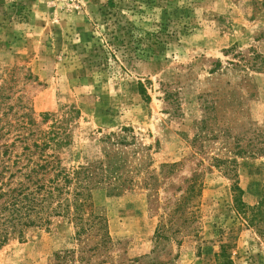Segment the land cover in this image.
I'll list each match as a JSON object with an SVG mask.
<instances>
[{
  "label": "rangeland",
  "instance_id": "374dc122",
  "mask_svg": "<svg viewBox=\"0 0 264 264\" xmlns=\"http://www.w3.org/2000/svg\"><path fill=\"white\" fill-rule=\"evenodd\" d=\"M262 123L264 0H0V166L54 126L69 144L47 152L67 166L104 158L113 134L145 164L133 189L94 191L112 244L90 264H264V219L234 201L264 196V156L237 154ZM74 238L54 218L0 264H56Z\"/></svg>",
  "mask_w": 264,
  "mask_h": 264
},
{
  "label": "trees",
  "instance_id": "16d2710c",
  "mask_svg": "<svg viewBox=\"0 0 264 264\" xmlns=\"http://www.w3.org/2000/svg\"><path fill=\"white\" fill-rule=\"evenodd\" d=\"M126 130V129H123ZM250 133L244 132L237 154L264 156V123L258 124ZM117 137L109 146L105 157L85 163L67 166L58 151L69 144V138L61 126L52 127L41 142H34L29 153L18 156L12 162L2 161L0 166V248L11 239H24L28 230L47 227L54 218H64L75 227V247L56 253V264H90L87 254L94 255L108 249L112 244L108 218L98 211L93 193L107 189L111 194L121 195L134 188L137 182L130 175L145 166L143 159L133 163L124 149L126 135ZM111 140V137H109ZM33 148V149H32ZM143 158V156L141 157ZM174 164H163L164 168ZM10 172V174H8ZM149 179L156 180L150 174ZM150 186L149 182H146ZM235 195V203L245 216L249 214L264 219V196L253 206L242 198V190ZM93 244L91 241H93ZM223 264H234L223 251Z\"/></svg>",
  "mask_w": 264,
  "mask_h": 264
}]
</instances>
